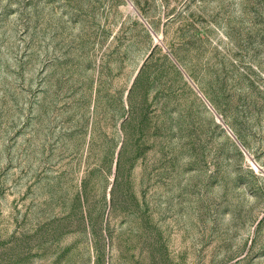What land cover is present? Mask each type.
Listing matches in <instances>:
<instances>
[{"label":"rangeland","instance_id":"obj_1","mask_svg":"<svg viewBox=\"0 0 264 264\" xmlns=\"http://www.w3.org/2000/svg\"><path fill=\"white\" fill-rule=\"evenodd\" d=\"M0 264H264V0H0Z\"/></svg>","mask_w":264,"mask_h":264}]
</instances>
